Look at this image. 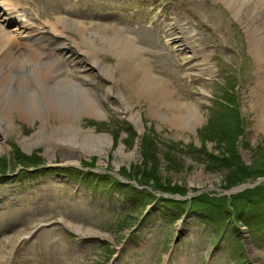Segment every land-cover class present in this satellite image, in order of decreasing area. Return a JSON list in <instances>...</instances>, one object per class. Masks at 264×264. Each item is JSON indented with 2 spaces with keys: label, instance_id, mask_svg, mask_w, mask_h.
Here are the masks:
<instances>
[{
  "label": "rangeland",
  "instance_id": "rangeland-1",
  "mask_svg": "<svg viewBox=\"0 0 264 264\" xmlns=\"http://www.w3.org/2000/svg\"><path fill=\"white\" fill-rule=\"evenodd\" d=\"M11 1L22 10L13 17L35 26L53 20L50 4L71 7L70 13L55 14L87 25V34L70 27L67 33L76 43L86 35L93 40L96 59L116 78V93H108L109 79L96 66L75 68L98 94L103 113L82 114L75 124L107 135L110 142L102 143L104 150L96 142L86 148L55 145L54 150L39 141L26 145L24 138L47 130L44 120L53 125L58 117L49 114L46 119V103L38 90L40 109L35 115L14 109L12 131L0 151V190L9 194L11 211L19 219L0 235V264H264V207L258 211L250 206L241 216L237 206L250 204L247 195L264 192V68L256 51L261 47L252 41L260 42L258 34L264 33V0L253 3L255 11L245 9L238 15L224 0ZM175 16L192 37L193 47L177 44L178 31L169 26ZM13 22L4 28L13 31ZM127 38L142 49L141 59L151 74L172 87L170 97L182 110L196 103L189 112L195 119L191 116L180 126L149 110L150 104L154 110L157 106L150 103L152 91L138 93L134 81L126 78L137 64L109 49L116 47L112 41L121 45ZM52 56L57 72L64 75L73 68L61 49ZM121 99L139 116L138 127L121 113ZM77 106L64 109L68 113ZM82 165H87L83 174L89 179L77 177L80 172L71 173L73 169L69 180L61 173ZM239 171L257 174L230 184L228 179ZM108 172L131 186H111ZM93 174L101 178L94 181ZM42 183H48L51 193L38 200ZM150 184L185 188L186 194L175 196L189 206L152 200L147 194L153 189ZM201 193L234 194L235 201H226L230 217L216 224L211 211L193 209L201 204ZM215 197L207 195V205H217ZM234 215L253 223L248 227Z\"/></svg>",
  "mask_w": 264,
  "mask_h": 264
},
{
  "label": "bare ground",
  "instance_id": "bare-ground-1",
  "mask_svg": "<svg viewBox=\"0 0 264 264\" xmlns=\"http://www.w3.org/2000/svg\"><path fill=\"white\" fill-rule=\"evenodd\" d=\"M0 3L7 6L8 12L14 11L10 7V0H0ZM224 3L236 15L245 9L255 11V8H258L253 4L257 3V0H224ZM1 10L0 8V135L2 139L0 141V151L4 146L3 141L12 131L13 120L11 117L14 109L21 111L23 114H29L32 111L33 115L36 114L34 111L37 112L40 109L36 90L42 93L41 95L46 103V119H48L49 114H54L55 117H58V122L52 125L44 120L47 130L38 129L31 138H24L23 141L26 145H29L30 141L33 143L39 141L46 146V150H54L55 145H68L73 148L78 144L77 146L86 148L88 142H96V145L104 150L102 143L110 142L107 135L96 133L93 129H84L80 122L75 124L76 118L79 119L82 114L89 116L103 115L100 111L98 94L87 86L85 80H81L76 76L75 72L67 70L64 75L57 72L54 66L55 59L51 55L52 51L61 49L62 52L67 54L74 68H82L88 64L96 66L109 79L108 93H116L114 88L116 78L106 65L96 59L97 47L93 40L87 38L86 35L83 42L80 40L79 43H76L73 36L67 33L70 27L80 34H87L85 28L87 25L83 21L81 23L75 22L69 18L52 14L50 18L53 20L50 19L47 24L39 23L37 27L28 26V24L20 21L16 24V29L20 32L18 30L13 32L4 28L6 18ZM52 11L56 13L71 12V9H66L57 4L52 8ZM257 11L259 15L260 12ZM174 18L173 23H175V29L178 31L175 36L177 44L184 49L193 47L194 41L188 33L183 31V27L180 26L182 25L181 20L176 16ZM101 27L103 28V26ZM258 35L260 42L252 41L262 49L256 51L260 52L262 58H260L259 66L264 68V33L260 32ZM60 37L64 38L60 39ZM22 38H24V41ZM111 44L116 47L110 46L109 49L119 58L127 57L129 61L137 64L131 67L132 73L126 78L134 81L138 93L146 95L152 91L151 95L153 97L150 98V103L153 101L157 106L154 110L150 104L148 106L149 110L156 111L155 113L161 112L159 114L172 118L171 122L180 126H184L183 122L184 124L189 122V118L194 114L189 112L194 109L192 107L196 103H193L190 108L187 106L186 111L182 110L181 103L177 102L172 96L174 94L172 87L166 81L151 74L149 66L143 58L141 59L142 49L136 42L131 38H127L121 45L114 44L113 41ZM194 53H196L195 49ZM184 59L187 60V57H184ZM262 82V85H264V77ZM8 92L12 93L10 97L7 95ZM170 94H172L173 99ZM76 103H79L80 106H77L76 109L70 108V111L66 113L64 106L71 107L75 106ZM119 107L123 116L135 122L138 127L139 116L131 113V108L124 99H121ZM170 108L172 112L168 115L166 110ZM191 118L195 119L196 117ZM69 153L70 151L66 155ZM50 188L48 183H42L37 191L36 198L44 200L51 193ZM7 197H9L7 191L0 190V230L9 224L8 222L11 223L18 218L15 213H12L13 206L8 202L9 198ZM2 215L9 217L12 221H5V216ZM74 228L77 229L78 227Z\"/></svg>",
  "mask_w": 264,
  "mask_h": 264
},
{
  "label": "trees",
  "instance_id": "trees-1",
  "mask_svg": "<svg viewBox=\"0 0 264 264\" xmlns=\"http://www.w3.org/2000/svg\"><path fill=\"white\" fill-rule=\"evenodd\" d=\"M31 158V157H30ZM33 161V159L31 160V162ZM33 162H35V161H33ZM261 172H264V169H261L260 170ZM242 172L243 173H245L246 171L245 170H242ZM260 172V174H264V173H261ZM255 174H257V173H251V174H249V175H246V174H241L240 173V171H239V173H238V176H231L229 179H228V182L230 183V184H235V183H239V182H241V181H243L244 179H247L249 176H253V175H255ZM257 176V175H256ZM157 179V178H156ZM157 181H158V179H157ZM154 183V182H153ZM159 186H161V188H163L164 190H172V191H176V190H180V191H182V190H184L183 188H181L180 189V187L178 188V187H174V186H168L167 187V185H159ZM167 187V188H166ZM264 188V187H263ZM244 192V191H243ZM245 193H246V191H245ZM256 193H260V194H256L257 196H253V195H247L245 198L246 199H248L249 201H250V204L249 203H247V205H246V203L245 204H242V203H240L239 205H237L238 206V213L240 214L241 213V216H244L245 214H247L248 212H247V209H249L250 208V206L251 207H254V206H256V209L259 211V208H261V207H264V192H257L256 191ZM241 194V193H240ZM249 196V197H248ZM232 198H234V197H232ZM234 201H235V198H234ZM202 205H204L205 207H209L210 205H205V204H203V203H201ZM198 205V204H197ZM263 210V209H262ZM240 215H239V217L242 219V220H244L245 221V223H246V225L249 227L250 225H252V223H253V221L250 219V218H245V217H241ZM239 217H237V219L239 218ZM263 221H260V222H264V219H262ZM262 223H260L259 224V226H262Z\"/></svg>",
  "mask_w": 264,
  "mask_h": 264
}]
</instances>
